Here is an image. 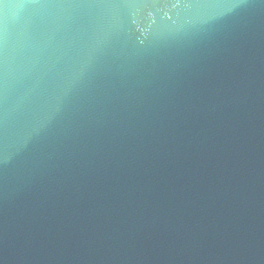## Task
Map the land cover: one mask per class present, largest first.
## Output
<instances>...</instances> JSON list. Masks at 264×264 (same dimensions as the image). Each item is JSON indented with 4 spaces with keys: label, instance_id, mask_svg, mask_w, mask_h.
Here are the masks:
<instances>
[{
    "label": "water",
    "instance_id": "obj_1",
    "mask_svg": "<svg viewBox=\"0 0 264 264\" xmlns=\"http://www.w3.org/2000/svg\"><path fill=\"white\" fill-rule=\"evenodd\" d=\"M0 264H264V0H0Z\"/></svg>",
    "mask_w": 264,
    "mask_h": 264
}]
</instances>
